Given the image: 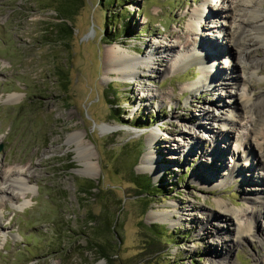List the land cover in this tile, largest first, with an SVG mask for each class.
Here are the masks:
<instances>
[{"label":"rangeland","instance_id":"rangeland-1","mask_svg":"<svg viewBox=\"0 0 264 264\" xmlns=\"http://www.w3.org/2000/svg\"><path fill=\"white\" fill-rule=\"evenodd\" d=\"M232 1L83 0L63 44L51 28L58 22L53 0H0V171L5 176L0 264H264V204L257 220L250 224L248 217L264 199V169L249 166L256 159L239 145L246 129L230 112L234 99L228 95L237 87L232 63L245 54L261 65L250 78L252 93L264 89V48L253 43L251 25H243L251 46L227 52L225 26L232 32L249 12H230ZM259 3L263 11L264 0L253 4ZM198 8L210 14L197 18L196 29ZM203 38L218 47L209 66L219 72L212 90L201 73L205 68L189 59L195 49L206 52ZM116 43L132 55L147 56L148 71L138 67L130 80L106 73V50ZM53 61L68 78L65 89ZM226 118L240 122L237 130L221 125ZM106 123L115 130L102 131ZM152 129L154 140L148 136ZM75 132L89 147L93 175L71 136ZM212 133L219 135L214 141ZM159 137L164 141L156 142ZM214 146L223 151L209 150ZM148 150L160 159L159 178L141 168ZM131 170L150 176L149 190L135 185ZM200 170L214 172L206 186L195 177ZM11 178L26 182V190ZM220 202L231 213V228H222V234L238 239L229 263L209 255L214 236L201 226ZM169 211L181 220L172 224L148 217ZM153 224L159 228L153 230Z\"/></svg>","mask_w":264,"mask_h":264},{"label":"bare ground","instance_id":"bare-ground-1","mask_svg":"<svg viewBox=\"0 0 264 264\" xmlns=\"http://www.w3.org/2000/svg\"><path fill=\"white\" fill-rule=\"evenodd\" d=\"M255 0H233L228 4V10L231 12L233 11H243L245 9H248V13H245V19L242 20L241 24L235 26L233 28V31H230V28L225 26V32L224 35L228 37L225 45L227 47V52L230 54H235L237 48H248L247 46H251V44L245 40L243 37V34L246 31V26L251 25V29L254 32V35L252 36V41L253 43L258 46L261 45V47L264 48V10L262 11L260 6H262V3H259L258 5L255 6L253 4ZM253 4V6H252ZM251 6V7H250ZM250 9V10H249ZM216 9L214 10L213 14H215ZM205 9L198 8L196 9L194 15L196 18V24L194 23V28L198 27L197 26V18L200 19V16L205 15ZM262 13V14H261ZM233 14H228V16L231 18ZM262 15V17H261ZM227 16V15H226ZM234 17L232 16V22L231 20L229 21L230 23L228 25H232L234 23ZM234 21V22H233ZM244 21V22H243ZM234 25V24H233ZM246 25V26H243ZM197 29V28H196ZM199 38H202V35L199 34ZM206 40V41H205ZM203 42L205 46L206 52H200L198 49H195L194 53L190 56V61L195 62L201 66H203L205 69L201 72L204 82L209 85H211V90L213 89V86L217 85V81L219 78V72L216 70V72H212V68L209 66L214 65V61L216 59V55H218V47L213 46L214 44L212 43L213 41L208 39L203 38L199 42ZM202 44V43H201ZM173 47V44L170 45V48ZM150 54H153L152 51H149ZM213 52V53H211ZM213 56V57H212ZM245 56H248L247 54L242 55V59L238 60L234 64L232 63V67L234 68V71L237 72V74L234 76V84H237V87L234 88L236 92H231L228 90V95L231 97V99H234L232 101L233 106L231 105L230 112L233 113L234 116L240 118V121H243V124L241 127L246 129V139L245 140H240L239 145H244L246 147L248 154L253 152L254 153V158L256 159L255 163L250 162L249 166H259L260 168L264 169V154L260 153L259 151H256L254 147L253 140L260 146L258 148L259 150H264L261 149L263 147V142L264 140V89L262 91L258 92L257 94L252 93L253 88H252V82H251V77L256 76V74L259 71V68L261 65H259V58L256 59H247ZM147 57V56H146ZM141 58L135 55H132L128 53L127 49L122 46L120 43H116V46H108L105 54V63H106V73L109 72H117L119 75L122 77L126 78L127 80L133 79L137 77L138 72L137 68L140 67L143 68V71H148V69H145L146 67L148 68L150 66V61L148 59ZM211 58H213V61H211ZM264 59V56H263ZM262 59V60H263ZM210 62V64H209ZM219 67V66H216ZM221 69V68H220ZM141 70V71H142ZM251 78V79H250ZM225 83H228L225 82ZM221 84V82H219ZM195 86L199 85V81L194 82ZM213 85V86H212ZM249 89L247 90L248 86ZM261 90V89H260ZM208 114L207 117H210L209 114L210 112L206 113ZM240 122L237 124L233 120L226 118L221 122V125H229L232 127V129H236V125H239ZM102 131L104 132H110L115 130V126L111 124H104L101 126ZM191 129V128H190ZM193 130V129H192ZM220 131L219 133L222 136V132L225 131V128H218ZM195 131V130H194ZM180 133L185 134V130L183 129L180 131ZM75 140H77V145L79 146L81 158L83 160L84 165L86 166L88 170L89 175L92 174V168H93V161L91 160V153L89 152V147L87 144L83 141L82 139V133L80 132H75L73 135H71ZM149 138L151 140H154L153 138L157 137V130L152 129L150 130L148 134ZM218 133H212V141L217 139ZM223 136H227L224 134ZM187 137V135H186ZM164 138L159 137L157 138L156 142L159 141H164ZM152 144H150V149H154L155 153L156 150L154 148V142L151 141ZM150 142V143H151ZM194 143V142H193ZM198 142L196 141V144ZM238 144V143H237ZM235 144V145H237ZM214 147H209V150L211 151L214 150H221L223 151L221 146ZM257 148V147H256ZM149 149V150H150ZM162 150L161 147L158 148V150ZM145 151L140 159L141 163V168L147 170V172H150L154 178H159L160 177V172L162 170L161 164H159L160 159H157L156 157L153 156L151 151ZM193 148L191 147L189 149V152H191ZM242 151V150H241ZM247 154V155H248ZM245 156L244 152L242 151V157L244 159H248L249 156ZM168 156V155H167ZM170 156V155H169ZM220 164L223 163V159H220ZM170 164V163H169ZM224 164V163H223ZM215 165V163H214ZM235 168H237V165L234 164L232 169L230 170L231 175H235ZM213 171L210 170H200L196 173L195 177L197 178V181L199 184L206 186V183L209 182V179L213 178ZM229 174V175H230ZM5 176H1V171H0V192H4L5 187H4V182L5 180L3 179ZM252 178V177H250ZM4 181H3V180ZM11 183H16L18 186V189L26 190V185L21 179H8ZM3 181V183H1ZM261 185H263L264 188V178L261 179ZM255 200H252L254 202ZM262 202L259 203L258 206H256L255 210H250L248 213L249 217V222L250 224L254 222V220L258 219L261 213V204H264V199L261 200ZM2 203V193H0V205ZM218 209L215 212L206 214V217L201 220V226L202 229L205 230V234L207 233V236L210 235L214 236L212 239L208 242V253L209 255L214 258V256H218L219 258H225L228 259L227 263H229V255H230V249L236 242H238V239L234 238H228L226 235L222 234V228H225L226 230L231 228L229 219L231 217V213L229 212V208L224 204V203H218ZM256 216V217H254ZM150 220H169L172 222V224H175L181 220V217L175 218L173 216L172 211L169 212H161V213H150L148 215ZM215 221V222H214ZM226 223V224H225ZM245 230L249 231L250 228H246ZM220 245L221 248L217 249L215 248L216 246ZM264 249V247H263ZM259 258V256H258ZM257 258V259H258ZM263 260H264V251H263ZM98 264H102L98 263Z\"/></svg>","mask_w":264,"mask_h":264},{"label":"trees","instance_id":"trees-1","mask_svg":"<svg viewBox=\"0 0 264 264\" xmlns=\"http://www.w3.org/2000/svg\"><path fill=\"white\" fill-rule=\"evenodd\" d=\"M83 0H53V6L55 7L57 11V19L58 22H55L51 24V28L55 32L56 36H59L58 40H60L61 43L66 44V40H68L72 33H73V25L69 23L71 20L72 15L76 12V9L81 5V2ZM109 22V21H107ZM109 25V24H108ZM125 29H127V25L125 26ZM51 39V38H50ZM51 41L56 42L57 39H51ZM67 50V49H66ZM53 72L58 77L59 83L62 84L63 89L66 88V83L68 81V78L63 70L62 67H59L57 62L53 61ZM121 114V112H120ZM142 153V150H138L135 154V160H137ZM131 174L133 175L132 180L135 183L136 186L143 188L142 192L149 190L151 187V179L150 176L147 174H136L134 170H131ZM92 188V186L90 185ZM141 193V192H139ZM145 225V224H144ZM146 226V225H145ZM153 230H157L159 227L157 224H153L152 226ZM154 243V242H152ZM101 252L103 253V256H107L106 252L102 249Z\"/></svg>","mask_w":264,"mask_h":264},{"label":"water","instance_id":"water-1","mask_svg":"<svg viewBox=\"0 0 264 264\" xmlns=\"http://www.w3.org/2000/svg\"><path fill=\"white\" fill-rule=\"evenodd\" d=\"M4 101H7V100H4ZM2 149V144H0V150Z\"/></svg>","mask_w":264,"mask_h":264}]
</instances>
